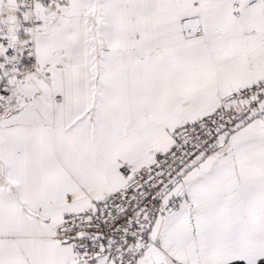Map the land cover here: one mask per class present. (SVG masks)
Returning <instances> with one entry per match:
<instances>
[{
	"label": "snow or ice",
	"instance_id": "6c2138e0",
	"mask_svg": "<svg viewBox=\"0 0 264 264\" xmlns=\"http://www.w3.org/2000/svg\"><path fill=\"white\" fill-rule=\"evenodd\" d=\"M0 264H264V0H0Z\"/></svg>",
	"mask_w": 264,
	"mask_h": 264
}]
</instances>
